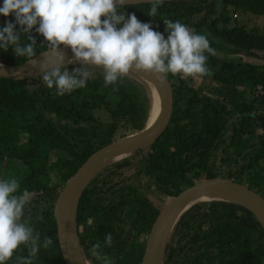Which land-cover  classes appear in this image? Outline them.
<instances>
[{"label": "trees", "instance_id": "trees-1", "mask_svg": "<svg viewBox=\"0 0 264 264\" xmlns=\"http://www.w3.org/2000/svg\"><path fill=\"white\" fill-rule=\"evenodd\" d=\"M150 7L128 5L125 11L165 37L163 20H180L205 35L215 54H207L209 75L169 74L173 111L163 134L150 148L111 160L83 190L76 222L87 264H102L89 252L96 242L114 264L142 263L151 230L167 205H155L143 179L169 201L215 178L264 198V34L239 21L241 13L264 16V0L165 2L154 18L146 15ZM6 20L13 17L1 16L0 24ZM31 35L37 55L46 51L44 38L35 31ZM24 62L11 49L0 52L2 65ZM66 67L71 73L83 65ZM90 70L87 86L64 96L55 95L40 76L0 79V179L11 178L7 171L13 174L19 193L30 196L25 218L41 242L53 237L54 245L41 248L33 264H66L53 213L59 193L90 156L141 132L151 116L150 90L131 73L114 88L104 86L102 68ZM196 78L197 85L189 83ZM108 233L113 243L104 247ZM16 256H27V250L21 246L9 264H16ZM162 264H264V228L240 205L192 203L172 228Z\"/></svg>", "mask_w": 264, "mask_h": 264}, {"label": "clouds", "instance_id": "clouds-1", "mask_svg": "<svg viewBox=\"0 0 264 264\" xmlns=\"http://www.w3.org/2000/svg\"><path fill=\"white\" fill-rule=\"evenodd\" d=\"M129 0H3L0 16H12L0 24V52L9 49L14 56L37 69L48 89L64 96L85 88L93 78L94 67L103 69L104 86H115L131 71L155 75L164 84L169 74L195 78L210 74L207 54H215L208 38L189 29L180 20L164 19L165 37L141 22L135 13L125 11ZM146 15L157 17L165 0H148ZM103 17V19H101ZM158 27V26H157ZM46 42V58L37 64V42L32 32ZM27 36V40H25ZM70 48L68 63L83 62L71 73L64 65L61 50ZM15 178L0 179V264H9L23 246L27 256H16V264H33L41 248L53 246V237H41L30 219L25 218L29 193H19ZM19 193V194H18ZM40 221L43 216L38 217ZM113 243L106 234L104 247ZM102 264H114L99 242L89 249Z\"/></svg>", "mask_w": 264, "mask_h": 264}, {"label": "water", "instance_id": "water-1", "mask_svg": "<svg viewBox=\"0 0 264 264\" xmlns=\"http://www.w3.org/2000/svg\"><path fill=\"white\" fill-rule=\"evenodd\" d=\"M181 0H165V2ZM3 0H0L2 6ZM149 4L148 0H129L128 5ZM1 17V16H0ZM61 50L65 55L64 65H83L81 61L68 63L73 56L70 48ZM47 52L33 58L39 64L45 60ZM138 81L145 84L151 93L152 110L158 109L154 121L148 120L145 128L134 135L119 139L90 156L78 171L67 180L62 191L54 202V219L57 227V239L63 259L66 264H87L84 260L79 239L76 213L78 203L83 190L87 184L103 169L109 162L118 157L150 148L165 131L173 111V96L169 82L161 84L155 75L147 73L130 72ZM37 75V69L33 68L27 61L17 66H6L0 64V79L11 81H22ZM154 96V97H153ZM153 104H156L157 107ZM152 114V112H151ZM211 193H222L227 197H208ZM203 198L209 200H223L240 205L247 209L264 228V198L246 186L223 178L202 180L196 185L183 191L177 197L169 201L157 221L155 222L148 237L145 254L141 264H162L166 244L172 228L178 217L192 203L201 202Z\"/></svg>", "mask_w": 264, "mask_h": 264}, {"label": "rangeland", "instance_id": "rangeland-1", "mask_svg": "<svg viewBox=\"0 0 264 264\" xmlns=\"http://www.w3.org/2000/svg\"><path fill=\"white\" fill-rule=\"evenodd\" d=\"M239 21H242L243 23H245V25H247V28L250 29V28L256 27L260 33L264 34V16H254V15H251V14H243V13H241V15L239 17ZM197 80L198 79L196 78L195 80H193V81H191L189 83H192L193 85H197L198 84ZM25 135H26V133H24V132L21 133L22 137H25ZM129 136H127V137H129ZM51 156H54V154L51 155ZM51 158L53 160V157H51ZM0 173L2 174V171H0ZM7 175L8 176L10 175L9 177H11V178L13 177L12 176L13 174L10 173L9 171H7ZM142 182L144 184V188H145V191H146L148 197L155 203V205L168 204L169 203V200L166 199V197L161 196L159 193H157L155 191V189L152 186V183H149L146 179H143ZM206 200H209V199L208 198H203L200 201L201 202H205ZM79 232H80L81 235H85L86 234L85 226H80L79 227Z\"/></svg>", "mask_w": 264, "mask_h": 264}, {"label": "bare ground", "instance_id": "bare-ground-1", "mask_svg": "<svg viewBox=\"0 0 264 264\" xmlns=\"http://www.w3.org/2000/svg\"><path fill=\"white\" fill-rule=\"evenodd\" d=\"M132 77H133V76H132ZM153 97H154V96H153ZM154 105L157 107L156 104H153V106H154ZM157 113H158V109H157V108L152 110V114H151V116H150L151 121H154V120H155V118H156V116H157ZM217 196L227 197V198H230V199H231L230 196H225V195H223L222 193H211V194L208 195V197H217Z\"/></svg>", "mask_w": 264, "mask_h": 264}]
</instances>
